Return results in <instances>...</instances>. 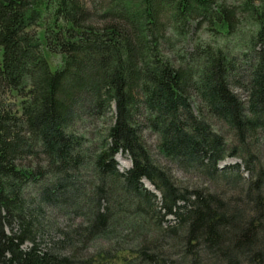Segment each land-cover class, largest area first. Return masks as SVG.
Wrapping results in <instances>:
<instances>
[{"label": "trees", "instance_id": "trees-1", "mask_svg": "<svg viewBox=\"0 0 264 264\" xmlns=\"http://www.w3.org/2000/svg\"><path fill=\"white\" fill-rule=\"evenodd\" d=\"M0 46V264H264V0H0Z\"/></svg>", "mask_w": 264, "mask_h": 264}, {"label": "rangeland", "instance_id": "rangeland-1", "mask_svg": "<svg viewBox=\"0 0 264 264\" xmlns=\"http://www.w3.org/2000/svg\"><path fill=\"white\" fill-rule=\"evenodd\" d=\"M198 36H200L203 40H208L209 38H207V34L203 31H199V33H197ZM50 63H51V67L54 68L56 65H58L60 63V56L57 54H53V55H48ZM2 59V48L0 46V61ZM17 100L15 98V96L9 95V100ZM79 129L82 130L83 129V124H77V130ZM225 132V131H223ZM146 141L148 142V144L151 146V148H153V144H154V140H155V136L151 133H147L146 136ZM256 146L260 149L259 151L264 150L263 144L261 143L260 140H257V142H255ZM153 155L154 158L158 161H160L159 156H157V154L155 153V151H153ZM115 159L117 160L118 163V168L119 170H125L126 168H128L131 164L130 158L126 155V154H122V153H118L115 156ZM239 160H235L232 158H227L224 162H221L220 165H224V164H228V163H235L238 162ZM173 174L177 177H183L181 171L179 169H173ZM145 185L149 184V182L146 183V181L144 182ZM147 187H149V185H147ZM150 188V187H149ZM110 245V242L108 240H106L105 237H97L94 238L92 241H90V243L88 244V250L86 251L87 253H93L95 252L97 249L101 248V247H107Z\"/></svg>", "mask_w": 264, "mask_h": 264}]
</instances>
